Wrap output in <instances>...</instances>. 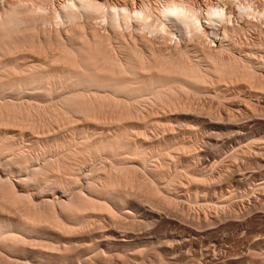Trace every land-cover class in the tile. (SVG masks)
Here are the masks:
<instances>
[{
	"label": "rangeland",
	"instance_id": "rangeland-1",
	"mask_svg": "<svg viewBox=\"0 0 264 264\" xmlns=\"http://www.w3.org/2000/svg\"><path fill=\"white\" fill-rule=\"evenodd\" d=\"M19 1L20 2L22 1L21 2L22 4L25 3L28 6V8L31 7V9L33 8V10L38 11L40 13H51L53 11H58L63 7V4L64 5L68 4V1L70 3V0H0V20H3L4 17L7 15L5 13H9V9L11 7H14V5H17V3H20ZM101 1L103 3H106L107 7L111 4H115L118 7L120 6V8L122 6L123 7L125 6L128 9L132 10V9L139 8L140 4L142 5L143 1H145V0H101ZM149 1H151V4L154 5V8L159 7L158 6L159 3L157 5L155 0L154 1L149 0ZM189 2H190V4L192 3L193 4L192 6L196 7L197 11L200 12V13L199 12L198 13H199V16L201 17V22L203 23V25H205V23L207 22L205 15H206V9L209 6H211L213 4H214V6L215 5L217 6V4H219V6L228 7V9L227 8H225V9H227L228 13L231 12L232 14H231L230 19H227L229 23L226 20L227 24H225V22L222 23L221 28L228 25L226 27L227 28L229 27V33H227V35L223 37L222 29H221V31H219V34H221L218 36L219 38L216 37L213 39V37L209 36L210 35V32H209V35H208L209 38H208V36H207V38L205 36L203 37V40L205 39V41H206V42L203 41L205 45L202 44L201 41H200L201 43L199 41L198 42L200 45H202L201 47L203 49L204 48L206 49V52L204 50L205 53H209L210 55H213V57L216 60H218L219 62H221V60H224V59H225L224 61H227L229 59V57H231L230 60H232L233 59L232 57H234V59L236 60L238 65L240 64L238 59H241L242 62L241 61L240 62L243 64L248 63V64H245L247 66L240 64L239 65V66H241L240 69H242L243 66L248 67V65H249V67H251L253 69H251L249 67L247 69H249L250 72H252V71H254V72L252 74L249 73L250 75L248 76L247 74L249 71L244 75L243 74V73H245L244 71H241V70L238 71L237 69H239V68L236 69V67H234L235 71H237V73L234 71L235 73L230 72L229 74H223V75L221 74L220 78L218 76H215L216 74L210 75V77L208 78L209 80L207 79V80H205L206 82L202 83L201 87L203 88V90H202L203 93L201 92L200 94H204L203 96L202 95L200 96V94H198L197 96H195L196 94H193V95L191 94V95H189V96H191L190 98H189V96H183V98L181 97L182 99L180 98V102H179L180 104L182 103L181 104V106H182L181 111L180 112L174 111V114H172V113L170 114V111H168V112H166L168 114V116L165 113H162L163 116L166 115L167 117H163L162 114H161L162 117L161 116L158 117L161 122L159 121L160 123L157 122V123H159V125L155 124L153 126L155 128V130L153 127L150 126L151 131H149L150 129H148L147 134L150 135L152 132H154V133H152L151 136H147V139H146V136H145V138H143L144 137L143 134L142 135H135L136 137L131 136V138L132 137L135 139L138 138V142H137V140L136 141L133 140V143L136 142V144H133L134 148L137 149V147H135V146L138 145V143H140L139 145H143L142 144L143 142L145 144V147L149 146L148 149L152 148L151 150H149V151H151L150 153L152 155H150V153H149V155L147 156V154L149 152V151H147L148 149L144 148L143 147L144 145L141 147L138 145L141 149L142 148L144 149L143 150L144 153H145V151L147 153V154L145 153V156H146L145 158L147 160V161L145 160L146 163L141 162V161L139 162L137 160H136L137 162L126 160V161H129V163H131V164H129L128 162L124 163L123 161H121L122 163L119 162L118 164H120V165H118L117 164L118 161H115L114 157L107 154L106 156L104 155V157H102L101 159L96 160L95 162L93 161L92 162L93 164L91 163V165H93V166L85 165L83 167L84 168L83 173H85V172L86 173L83 174L84 176L83 175L79 176L81 179L79 178L80 183H79V186L76 187L75 193L73 192L71 194L70 192H68L67 193L68 196H65L66 194L62 191L61 192L62 196L60 195V193H56L57 195L60 196V197L58 196L59 198L57 197V195L55 193L50 197H43L42 196L40 198L39 197L37 198L36 194H38L40 191L38 189H36L35 187H32V186L27 187L29 184H26L27 186L24 185L23 189H25V191L28 190L29 192L28 191L25 192L24 190H22L20 187L17 186L16 182L19 180V177H21V179H26V180L30 179L31 180L32 176H34V174H35V170L36 171L43 170L42 168L46 169V167H44V165H45V162L47 163V160H48L47 156H48V158L51 157L49 159H52V163H53V159L56 160V161H54L56 164L61 158L65 157L67 159L68 157L70 158V155H72V156L75 155L76 154L75 151L78 150L77 149V145H78L77 143H80V140H83V138H85V139L88 138L89 139L88 142H90V144H91L92 141H93L92 143H94V141L96 143L95 139L99 138L101 136L102 137H105L106 135L111 136V137L115 136L114 130L116 129V127H115L114 123H116L117 120L115 122H114V120L116 118L120 117L121 115H118V114H122L124 112V110L121 108L123 111L122 112L120 108L118 109V107H115L113 105H110L111 107L107 106L108 104L107 105L103 104V102H101V101H98L99 103L98 102L96 103L95 101L92 102L89 100H81V102L85 106L80 102L81 105H83L84 107L87 106L86 107L87 111L83 107L82 113H80V112L71 113L70 107H69V105H67L68 103L66 104L65 102H63V104H64L63 105L61 102L62 101L61 98H59V96H57L58 94H56L57 92L56 93L52 92L51 93L52 95L45 94V96L47 95L45 98V96L39 92L41 90H39V91L37 90L39 92V93H37V92H34V90L31 91V90L26 89V91L24 90L21 92L22 94H16V93L14 94V91L11 90V92L8 91V92L4 93L6 97L3 96V94L1 95V97H0V140H2V141H0V145L2 146L3 143L6 145L9 144L8 147L10 148L13 146V147H15V148H13V150L16 149V151L15 152L13 150H12L13 152L11 150H10L11 152L7 151L8 153L10 152L9 154L7 152L6 153L0 152L1 153V155H0V158H1L0 159V179L2 178L1 181L7 180L8 182L7 181H3V182H6V184L9 185L7 187L6 184L3 182L2 183L5 186H2V183L0 184V187L1 188L3 187V189H0L2 191V192H0V194H1L0 195L1 196L0 202L2 201V204L4 203L3 206H5V207H0V221L3 224L10 225L15 231L18 230V231H16V233H15V231L12 232L13 235L18 234L17 238L21 239V237H23V239L25 238L24 241L25 240H27V241L25 243L24 241L21 242L22 239L21 240L18 239L20 242L17 240L18 243H16L15 242L16 235H14L15 236L14 237L15 238L14 244H17V245H15V248H14L15 252L13 250L14 244H12V248L9 249L10 252H8L9 250L5 249L4 243H1L0 244V248H1L0 250H3L2 249V247H3L7 251V253L5 250L3 252L0 251V253H1L0 264H23V263L24 264H26V263L27 264H29V263L33 264V262L36 263V261L31 256L35 252L36 253L38 252V255L41 254L42 256L46 255V253H48L49 255L51 253V255H55V256L58 255V257L66 258V260L69 258L68 264H72L73 259L76 258V255L79 252L80 253L88 252V249L85 248V247H88L87 243L90 245L89 248L93 244L94 245L91 248H93L96 245H97V248L94 247L95 251H93L94 249L93 250H91V248L89 249V253L91 252L90 253L91 255L89 254L86 257L89 258V256H91L90 259L85 257L84 258L85 261H83L84 263L81 262L82 261L81 260L80 262L77 261V263H75V264H81V263L85 264V262H87L86 259H88V261L89 260L91 261V259H93L92 255L95 256L97 254L96 252L97 251L99 252V250H100L101 254L99 253L100 255L98 254V256L96 255L94 257V259L92 260L94 262H91L92 264H94V263L95 264H122V263L123 264H264V0H189ZM154 3H156V4H154ZM25 4L23 6H25ZM156 6H158V7H156ZM238 6L239 7L242 6L243 8H244V6H247L250 11L252 10V12H249V10L247 9L246 10L247 13L244 12L245 15L243 14L244 15L243 16L239 13V11H237L239 8ZM230 8H232V9H230ZM243 8H241V9H243ZM106 10H107V8H106ZM257 14H260V15H257ZM261 16H263V17H261ZM2 17H3V19H2ZM118 17H119L118 18L119 19L118 20L119 25L117 24V27L119 28V26H121L119 28L120 29L119 31L123 35H126L125 38L128 37L126 40H128L129 37H131L130 34L134 37L140 35L139 33L142 34V30H141L142 26L140 25V23H138V21H136L137 22V24H136L135 21L128 20V23L126 22L127 24L126 23L123 24L124 21H123L122 16L119 15ZM60 19L62 20V21L60 20V23L59 22L55 23L54 21H52L50 23H47V28H49V29H47L46 27L45 28L47 30H50V31L52 30V33H56V30L63 31V29L65 27L66 28L68 27L69 23H67L63 18H60ZM83 19L85 20V16H82V18H80L79 21L82 22V21H84ZM105 20H106V22H105ZM105 20L103 21L101 19L100 20L98 19V21L95 22L97 25L94 23L95 27L98 28V32L100 34H102L103 36L104 35L105 36L112 35L110 22L107 19H105ZM248 21L249 22L251 21L253 24L251 25ZM57 23H59L60 25ZM49 24H51V25H49ZM223 24H225V26ZM229 24H230V26H232L234 28L230 27ZM24 27H28L27 24ZM138 27L141 29L139 30ZM28 28H30V27H28ZM230 28H232V29H230ZM219 30H220V28H219ZM110 32H111V34H109ZM145 32H147V30ZM247 32H249V33H247ZM149 34H150V32H149ZM151 34H152V32H151ZM151 34L148 36V33H147L146 36L148 38L151 36L150 39L153 38V40H154L155 39L154 37L157 35L158 37L156 36L155 40L157 42V45L159 46L160 44L158 43V41L160 39L164 40V38H162L160 36V34L158 35V33H155V32L152 34L154 36H152ZM182 35H180V33L178 34V32H171L170 35L167 34V36L169 38L165 37L166 41H163V40L159 41L162 44L165 43V46L167 45V48L163 45H161V47L162 48L164 47L165 50L169 49L166 51H169V52L171 51L172 53L174 52L173 55L175 54L174 57L177 59L179 58L178 54L180 52H181L180 55L184 56V54L185 55H187V54L183 53V52L188 51V50H189L188 54H190L189 57L192 56V57H190L192 60L193 59L196 60L198 55H199V59H201V56L204 52L202 53L201 47H200V49H201L200 52L202 54L200 55V52H198L199 51L197 48L198 46H196L198 43H197V40H195V37H193L191 35L192 39L193 38L194 39L191 40V36H189V38H190V40H189L186 35H183V36ZM20 36H22V35L20 34ZM20 38H22V37H20ZM28 38H26L27 42L29 41L27 43L28 45H31V43L33 44V41L35 39H37V37L36 38L28 37ZM157 39H159V40H157ZM206 39H208V40H206ZM193 41H194V43L196 41V43L193 44L192 43ZM189 42H191L192 44L190 43V45H189ZM33 45L36 46V44H33ZM30 48L29 47L27 48L29 51L27 49H25L22 52L18 51L19 53L15 52V50L13 51V53L15 54L14 57H17L16 55L20 54V55H18L19 58H21L19 60V62H21V64H23V65L24 64L27 65L28 63L32 64L35 62H36V64L37 63L41 64V62H39V61L42 60V58L44 57L43 54L46 53L47 51L48 52L46 53L47 54L46 56L49 55L50 57H53L54 55H56V53H58V52H56L55 45H53V47L52 46L45 47L44 50L46 52H44V53L43 52L40 53V52L30 51ZM51 48H52V51H51ZM207 48H209V49H207ZM191 49H193V50H191ZM183 50H185V51H183ZM194 51H196V52L194 53ZM193 55H194V58H193ZM10 56H12V52H11ZM219 56L221 59L219 58ZM181 58H182V59H180L181 61L183 59H185V61H186L187 57L184 56ZM202 58H203V56H202ZM23 60H24V62H23ZM162 61H160V64L162 63ZM170 61H171L170 63L173 64L172 60H170ZM173 61L177 62L176 59ZM26 62H27V64H26ZM178 62H180V61H178ZM206 62H207V60H204L202 65H203V67L208 68L209 62H207L208 64ZM156 65L159 66V64H156ZM165 65L167 66L168 64H165ZM165 65H163V68L166 67ZM160 67H162V66L160 65ZM160 67L158 69L162 70L163 68H160ZM173 67H174V65L171 66L170 68H173ZM43 68L45 71L48 70V69H46L47 68L46 66H43L41 70H43ZM175 69L176 68L174 67L173 70H175ZM154 70H156V69H154ZM164 70L166 73H168L167 67ZM173 70H171V71H173ZM171 71H169V72H171ZM178 71H179V69H178ZM222 76H225L226 78L225 77L223 78ZM4 80L0 81V83H2V82L7 83L9 81V80L4 81ZM249 81H250V83H249ZM26 92H27V94H26ZM30 92H32L31 95H29ZM33 93H36V94H33ZM43 93H44V91H43ZM45 93H46V91H45ZM25 94H26V96H25ZM20 95H24V96H20ZM42 96H43V98H42ZM2 97L4 99H2ZM11 97H12V99H11ZM57 98L60 99L61 101L60 100L58 101ZM178 100L179 99H177V102H178ZM100 103L102 104V106L104 105L106 107L105 108L103 106L105 110L103 108H100V105H101ZM19 105H21V106L19 107ZM22 105L25 106L26 108L25 107L22 108ZM55 105H58V107ZM34 106L38 107V108L35 107L37 110L40 109V111L38 110L40 113L36 112V114L38 113V115H36L34 112H32L31 111L32 109L30 110V107H34ZM49 106H52V107H49ZM148 106H151V107H148ZM148 106H146V105L143 106V107H148V110L145 108L146 111L143 110L141 112V113L145 112L143 115L141 113H139L140 110L138 112H135L134 115L136 117L133 116L134 112L132 114H128V112L125 111L123 114L126 116H131V117L133 116L135 118L134 120L136 123H137L136 120H138L136 118L140 117V116L145 117V114L148 118L155 117V115H156L155 118L158 119L157 118L158 115L151 111L153 106L149 105V104H148ZM39 107H41V108H39ZM54 107L58 108V112L64 110L63 111L64 113L61 112V114H59L57 112V109H55ZM183 107H184V109H183ZM113 108H117V109H113ZM29 110H30L31 114H30ZM147 111H150V113L148 112L150 115L147 114ZM21 112L23 113L22 115H21ZM28 113H29V115H28ZM56 113H58V114L55 115ZM84 113H86L87 116ZM137 113H139V114H137ZM179 113H181L182 115H180ZM43 114H45V115H43ZM77 114H80V115H77ZM137 115H139V116H137ZM66 116H67V118L64 119ZM70 116L71 117L73 116V117L71 118ZM96 116L100 119V120H97V122L101 123L102 125H105L106 127L108 126L107 129L104 126L105 127L104 130H102V129L94 130V126H93L94 123H93V125L90 124V120H88V118L90 117L91 119L93 118V120H94L96 118ZM55 117L57 118L56 122H55ZM69 117H70V119L67 121V119ZM140 118H142V117H140ZM93 120H91V122H94ZM162 120H166V122H164ZM162 122H164L166 124H163ZM167 122H169V124ZM47 123H49V124H47ZM70 123H71L72 127L70 126ZM76 123H79V124H76ZM103 123H105V124H103ZM171 123H172V125H171ZM101 124H100V126L102 127ZM112 124L114 126H112ZM167 124L169 127H166ZM170 125H171V127H170ZM67 126H68V128H67ZM88 126H90V127H88ZM157 126H161V128H162V126L163 127L165 126L166 131H168L167 130L168 128L170 131V129L173 127V129H171L172 131L174 129H176L173 131L175 138H174L173 134L167 133V135H164L162 132L165 131L164 130L165 128L160 129ZM109 127H110V129H109ZM113 127H115L114 130H112ZM152 128H153V131H152ZM158 128L162 131H159ZM177 128H178V130H177ZM79 129H81V130L79 131ZM82 129H84V131ZM77 130H78V132H77ZM135 130H134V132H135ZM85 131H86V133H85ZM115 131L117 132V130H115ZM172 131H170V132H172ZM176 131H178V132L180 131V132L177 133ZM74 132H75V134H74ZM80 132L82 134H80ZM107 132H108V134H107ZM164 133H166V132H164ZM154 134H155V137L153 136ZM72 135H74V136H72ZM116 135H117V133H116ZM133 135H134V133H133ZM163 135H164V138L162 137ZM97 136H99V137H97ZM140 136H142V138ZM169 136H170V138H169ZM79 137H81V138H79ZM139 138H141V139L139 140ZM149 138H150V141L152 140V143H150L149 141L145 142L146 140H149ZM153 138H155L157 141H155ZM165 138L167 140V144H165V149H164L162 147L164 145H162V144L166 143V141H164ZM173 139H175L176 143L177 142L178 143L176 144L175 140H174V143H175V145H174ZM56 140H59V142ZM160 140H162V141H160ZM49 141H51V142L56 141V142H58L57 144H59V145H61V143L64 141L66 143H62V144H67L68 142L70 144H72V142L73 143L75 142L74 145L69 144L68 147H71V148H65L66 149L65 151H64V149H62V151H64V152L67 151L68 154L71 153V152H69L70 151L69 149H71V151H73L75 154L71 153L70 155H63V154H66L67 152L64 153L61 151V149L54 151L55 148L50 149V150L53 149V151H52L53 153H51V151L48 150V152L50 153L49 154V153L45 152L47 150L46 145L49 146V144L51 143V142L49 143ZM60 141H61V143H60ZM169 141L171 143H169ZM181 141H182V143H181ZM46 142H47V144H46ZM56 142L51 143V144L53 146H57L55 144ZM160 142H162V143H160ZM168 146H170V148L172 146H174V147H172L170 150L168 148ZM175 146H176V148H180L181 151L179 149L177 150L175 148ZM182 146H184V147H182ZM8 147H6V148H8ZM73 148L75 151L73 150ZM157 148H158V150L161 149V152L163 150H166V148H168V150L162 152V154L165 152V154H164L165 156L161 155L159 153L160 151L157 152V150H156ZM162 148H163V150H162ZM44 149H46V150L44 151ZM17 150H19V151H17ZM112 150L113 149H109L106 153H109ZM154 150H156V151H154ZM169 150L172 152V154ZM57 152H60L59 156L61 158H59L58 155L54 154ZM155 152L160 154L161 157L159 155H156ZM3 153H5V155ZM15 153L17 156L19 155L20 158H19V156L17 157L15 155ZM41 153H43V154H41ZM168 153H170L171 155ZM44 154H46L47 156H45ZM57 154H59V153H57ZM111 154H113V151L111 152ZM2 155H4V156L1 157ZM54 155H55V158L58 157L59 159L58 160H57V158L55 159L53 157ZM123 155L127 157L128 154H123ZM123 155L121 154L120 158H123L124 157ZM157 156L162 158V159L158 158ZM14 157L16 159H14ZM172 157H175V158H172ZM23 158H25V159L23 160ZM43 158H45V161ZM167 158H168V160H167ZM7 159L9 160V162L10 161H13V162L12 163L10 162L11 163L10 164ZM116 160H118V159H116ZM48 161H50V160H48ZM3 162H5V163L7 162L6 163L7 169L5 167V163H3ZM20 162L23 166L20 164ZM24 163H25V166H24ZM52 163H50V164H52ZM113 163H115V164H113ZM144 163H145L146 167L144 166ZM2 164H4V165H2ZM88 164H90V162ZM151 164H153V166ZM1 165H2V167H1ZM47 165H45V166H47ZM155 165H157L158 167ZM19 166L22 169H23V167L24 168L26 167V169H24L25 172L23 170H21V168ZM53 166H54V164L51 166V168H50L51 170L48 172H51V176H54L53 179L54 178L55 179L60 178V175L62 176L63 172H61V171L55 172L54 171L55 168ZM57 166H58V164H57ZM118 166H120V168ZM127 166L132 167V169H129L130 174H128L129 170L126 168ZM85 167L87 168V170H85L86 169ZM122 167H124V168H122ZM131 167H128V168H131ZM133 167H134V169H133ZM11 168H12V170H11ZM95 168L99 169L100 171L96 170V172L97 171L98 172L97 173L94 172ZM113 168H114V170H116V168L117 169L119 168V170H117L118 171L117 174H119V175L116 174V172L113 170ZM125 168H126V171L128 170L127 173L124 170ZM32 169H34V170H32ZM56 169H57V167H56ZM57 170H59V168ZM132 170H134V171H132ZM21 171H23V173L20 174ZM31 171H32V174H31ZM122 171L123 172L125 171V173L127 175L124 174ZM4 172H7V173L5 174ZM106 172H107V174H106ZM113 172L115 173V175ZM133 172H134V174H133ZM159 173H160V175H159ZM121 174H122V176L120 178L119 176ZM234 175H235V177H234ZM38 176L39 175L35 174V179L38 180L40 178V177L38 178ZM96 176H97V178H95ZM99 176H100V179L102 176H103L102 178L106 177L105 179L108 180L107 182H111L113 184H116L115 186H117L119 189L117 187H115L116 188L115 189V192H116L115 195L116 196L112 200L110 199L111 201L109 199H108L109 201H106V200L102 201V202L105 201L104 205H107L108 208L102 204V208L104 206L105 208H103V210L104 209L105 210L104 211L103 210L98 211V212H100L99 219L96 218L94 220V218L91 219L89 217L91 219V221H90V219L86 215L80 214L82 216H86V218L89 220V222H88V220L85 219V221L83 222L81 227L84 226L86 228L82 229L78 225L81 222L76 224L77 221H75V220L78 216L77 214L66 215L62 211H60L61 209L59 207H60V203L62 202L61 199H63V201L66 200V202L67 201L69 202L72 200V198L70 200L71 196L75 198L79 195L78 194L76 196L77 192L80 193V195H82V193L85 192L82 195L83 197H86V198L91 197L90 194L87 192L88 191L87 181L90 177L94 178V180L96 179V182H97L99 188L105 189V187H104L106 185L105 184L106 182L104 181L105 179H103V181L100 180V182H99V181H97V180H99L98 179ZM115 176L117 177V179H119L120 182L122 181L123 186H120L121 185L120 182H119L120 184H118V181L115 180V178H116ZM23 177H25V178H23ZM85 177H87V178H85ZM232 177H234L235 180ZM240 178L242 181L237 182L236 179H240ZM40 179H42V178H40ZM50 179H52V178H50ZM123 179H126V180H123ZM33 180H34V178H33ZM128 181H130V182L128 183ZM30 182H32V180ZM39 182H37V183H39ZM150 182H152V184ZM101 183L103 185L104 184L105 185L103 186V185H101ZM147 183H148V185H147ZM10 184L13 186H11ZM198 184H200L201 187ZM100 185H101V187H100ZM25 186H26V188H25ZM9 187L10 188L15 187L16 190H14L15 188L14 189L11 188L12 190L9 192V189H8ZM122 187H124V188H122ZM142 187H143V189H142ZM4 188H6V189H4ZM77 188L79 189L80 192L77 191L78 190ZM13 190H14V192L15 191H17V192H15V194H14V193H12ZM123 190H124V193H123ZM131 192L133 193V195L131 194ZM120 193L122 195H120ZM8 194H10V195L12 194L11 197ZM69 194H71V196ZM13 195H15V196L18 195V196L22 197L23 199L22 198L21 199L24 201V203H25V199H26L27 204H28V201H31L33 199L32 200L33 204L35 201H36L35 204L36 203L40 204V203H42L41 201L43 200V203H42V205H43L44 202L46 201V198H47L48 203H50V205L48 206L47 201L45 202V204L48 207H52V205L59 204V206L55 205L54 207H52V208H56V210H57L56 211V213H57L56 218L59 220L54 221L56 224H54L53 221H51V222L50 221L49 222L48 221H46V222L40 221L42 224L41 223L39 224V222L38 223L36 222L35 223L36 225H34V224H32L34 222L33 220H32L33 222L30 223L29 221H31V220H28V219L26 220V218L29 217L30 215L27 217H26V215H24L26 209L29 211L28 208H30V207H28V208H27V206L23 207L24 203H23V201H20L21 200L20 199L19 202L23 203V206H22L23 208L22 207L21 208H22V210L23 209L25 210V211L23 210V212H22L21 208L19 209L18 206L16 207L13 205V203L9 202L10 199L13 197ZM28 195L29 196L31 195V197L33 196L32 199H31V197H28ZM54 195H55V197H53ZM25 196L27 198L24 199ZM67 197H69V198H67ZM156 197H157V199H156ZM5 198H8L9 201H7V199H5ZM13 198H15V197H13ZM4 199L7 201V203H6V201H4ZM27 199H29V200H27ZM50 200H51V202H49ZM53 200L55 201V204H54ZM56 201H59L60 203H58ZM122 201H124V202H122ZM52 202H53V204H52ZM120 202H122V204ZM22 203L19 205H22ZM37 204H36V206H38ZM44 205L41 208L39 207V209H42V208L45 209ZM6 206H7V208H6ZM14 207H16V208H14ZM39 209H38V207L36 208V210H38V211H39ZM49 209L51 210V208H48V209L46 208V210H44L43 212L46 213L47 210H49ZM42 210H41V213H42ZM32 211L30 214H32ZM38 211H37V213H38ZM53 211H54V209H53ZM121 211H123V212H121ZM51 212H52V210H51ZM126 212H128V213L126 214ZM41 213H39V214H41ZM53 213L55 214V212H53ZM53 213H48L45 216L49 217V214H51L50 216H52ZM124 213L127 216L124 215ZM130 213L132 214V217H131ZM153 213L156 215H153ZM28 214L29 213H27V215ZM42 215H44V214H42ZM65 216H67V217H65ZM159 216H161V217H159ZM52 217L55 218V216H52ZM29 219H31V218H29ZM61 223H62V225H61ZM75 226L77 227V229ZM78 226H79L80 230H78ZM26 227H31V228L34 227L32 229L38 230L35 233L36 235L32 236L33 238L28 236V234H30V233H29V229H27ZM63 227H65L66 230H64L65 228H63ZM21 228H25L26 231L28 232V234L25 231L27 235H25V232H23V235H22L21 232H19V230H21ZM31 228H30V230H31ZM112 231L115 232V234L117 233L116 235L119 234L118 236L122 235V237L120 236L122 239L124 238V240L126 239L127 241L130 240L129 242H131L132 245L134 244L132 246V248L134 249V254H133V249L130 251L129 250L127 251V249H125V250L123 249V251H122V249H120L119 247H117L115 245H113V246L110 245L109 247H107L108 245L103 240V238H106V237H104V234L106 236L108 233H110ZM81 234H82V236H81ZM87 234H89L91 237L89 235L87 236ZM20 235H22V236H20ZM123 235H124V237H123ZM126 235H127V237H126ZM27 236H28V239H27ZM137 236H139L141 238V240H152L154 243H152V245L151 244H145V243L139 244V242H137V239H139V237H137ZM68 237H70V238H68ZM144 237H146L147 239ZM78 238H81V239H78ZM68 239H72L73 242H71V240H68ZM83 239H85V240H83ZM67 240L70 241V244L72 246L71 248L73 250L77 249V254H76V251H73L72 249L70 250V252L66 250L67 249L66 246L67 245L70 246L69 243L64 242ZM76 240L78 241V243L76 242ZM98 240H101V242L99 241V244H102V245L97 244ZM82 241L85 242L86 245H85V243H82ZM74 242L76 244H78V246H81V244H83L82 245V247L84 246L83 249L79 250L80 247H75L76 245L73 246ZM5 244H6V242H5ZM135 244H138V245H135ZM164 245L165 246L169 245L170 247L169 246L168 247L171 250L168 251V249H163L165 247ZM63 246H65V247H63ZM85 249H86V251H85ZM96 249H98V250L96 251ZM24 250L27 252H25ZM141 250H142V252H141ZM12 251L14 252V254L12 253ZM22 251H24L25 253H23ZM31 252H32V254H30ZM42 252H44V255ZM93 252H95V253H93ZM126 252H127V254H126ZM128 252L130 254H128ZM131 253L133 256L131 255ZM3 254L7 255L9 258H7V256L5 257ZM1 256H3V257H1ZM260 256L262 257V259H260L261 258ZM74 260H76V259H74ZM8 261H9V263H8Z\"/></svg>",
	"mask_w": 264,
	"mask_h": 264
},
{
	"label": "bare ground",
	"instance_id": "bare-ground-1",
	"mask_svg": "<svg viewBox=\"0 0 264 264\" xmlns=\"http://www.w3.org/2000/svg\"><path fill=\"white\" fill-rule=\"evenodd\" d=\"M147 0H145V1H143V3H142V5L140 4V7L139 8H137V9H128L127 7H121L120 8V6L118 7L117 5H115V4H111V5H109L108 7H107V4L106 3H103L101 0H70V3H69V1H68V4H66V5H64L63 4V7L60 9V10H58V11H53V12H51V13H40V12H38V11H35V10H33V8L31 9V7H29L28 8V6L25 4V3H21L20 1V3H17V5H14V7H11L10 9H9V13H5V14H7L5 17H4V19H3V17H2V19L3 20H0V81H3L4 79L5 80H9L7 83H0V97H1V95L3 94V96H5V94L4 93H6V92H8V91H10L11 92V90H13L14 91V94L16 93V94H22L21 92L22 91H26V89H28V90H34V92H37V93H41L42 95H44L45 96V94H49V95H52L51 93L52 92H57L56 94H58L57 96H59V98H61V100L60 99H58V101L60 100L61 102H62V104H63V102H65L67 105H69V107H70V111H71V113H77V112H80V113H82V108L85 106L82 102H81V100H89V101H95L96 103L98 102V101H101V102H103V104H108L107 106H110V105H113V106H115V107H118V109L120 108H122L123 110H124V112L125 111H127L128 112V114H132L133 112V116H135L134 114H135V112H138L139 110H140V112L139 113H141L143 110L144 111H146V109L148 110V107H151V106H148V104L149 105H152L153 106V108L151 109V111L152 112H154V113H156L158 116H157V118L159 117V116H161V114L162 113H165L167 116H168V114L166 113V112H168V111H170V114L172 113V114H174V111H178V112H180L181 111V109H182V106H181V104L179 103L180 102V98L182 97L183 98V96H189V95H193V94H196L195 96H197L198 94H200L201 92H202V90H203V88L201 87L202 86V83L203 82H206L205 80H207L209 77H210V75H215V76H218L219 78H220V76H221V74L223 75V74H229L230 72L232 73H237V71H235V68L234 67H236V69L237 68H239V69H237L238 71H244L245 73H243L244 75L249 71V69H247L248 67H249V65H248V67H245V66H247V65H245V64H248V63H245V64H243V63H241L242 61H241V59H238L239 60V63L242 65H245V66H243L242 67V69H240V67L241 66H239L238 65V63L236 62V60L234 59V57H232L233 59V61L232 60H230L231 59V57H229V61L227 60V61H224V60H221V62H219L218 60H216L214 57H213V55H210L209 53H205L206 52V49L204 48H202L201 46L202 45H200L199 44V42L201 41L202 42V44H204V42L203 41H205V39L203 40V37L205 36L206 38H207V36L209 35V32H210V35L209 36H211V37H213V39L214 38H219L218 36L219 35H221V34H219V31H221V29H222V35H223V37L224 36H226L227 35V33H229V27L227 28L226 26H228V25H226L225 26V24H227L226 23V20L227 19H230V17H231V12H227V9H228V7H224V6H219V4H217V6L215 5L214 6V4L213 5H211V6H209L207 9H206V20H207V22L205 23V25H203V23L201 22V17L199 16V11H197V8L196 7H193L192 5V3L190 4V2H189V0H155V2L157 3V5H158V3H159V7L158 6H156V7H158V8H154V5H152L151 4V1H147ZM154 1V0H153ZM156 3H154V4H156ZM214 3V2H213ZM240 3V2H239ZM25 4V6H23ZM224 5V4H223ZM244 5V4H243ZM242 5V6H243ZM246 5V4H245ZM31 6V5H30ZM236 6V5H235ZM240 6V5H239ZM238 6V7H239ZM239 7L238 8V10L237 11H239V13L241 14V15H245V13L244 12H246V10L248 9V7L247 6H244V8L243 7ZM247 7V8H246ZM106 8H107V10H106ZM133 8V7H132ZM196 8V9H195ZM225 8H227V9H225ZM241 8H243V9H241ZM230 9H232V8H230ZM229 9V10H230ZM256 9V8H255ZM38 10V9H37ZM54 10V9H53ZM249 10V9H248ZM232 11V10H231ZM38 12V13H37ZM45 12V11H44ZM47 12V11H46ZM199 12V13H198ZM205 12V11H204ZM249 12H252V10L250 11L249 10ZM217 13H222V15H217ZM247 13V12H246ZM202 14V13H201ZM249 14V13H248ZM253 14V13H252ZM119 15H121L122 16V18H123V21H124V23L123 24H125L126 22L128 23V20H133V21H138V23H140V25L142 26V29L141 28H139V30L141 29L142 30V34L141 33H139L140 35H138V36H136V37H134V36H132L131 34H130V36L131 37H129V39L128 40H126L127 38H125L126 37V35H123L122 33H120V27L121 26H119V28L117 27V24L119 23ZM243 15V16H244ZM256 15V14H255ZM257 15H260V14H257ZM82 16H85V20L84 21H79L80 20V18H82ZM203 16V15H202ZM239 16V15H238ZM261 17H263V16H261ZM60 18H63L67 23H69V25H68V27L66 28H64L63 29V31H59V30H56V33H52V30L50 31V30H47V29H49V28H47V23H50V22H52V21H54L55 23L56 22H59L60 23ZM98 19L100 20H105V19H107L109 22H110V27H111V30H112V35H109V34H111V32L108 34L109 36H103L102 34H100L99 32H98V28H96L95 27V22L96 21H98ZM204 19V18H203ZM59 20V21H58ZM205 20V19H204ZM205 20V21H206ZM224 20V21H223ZM251 20V19H250ZM62 21V20H61ZM204 21V22H205ZM223 21V22H222ZM230 21V20H229ZM105 22H106V20H105ZM225 22V24H223L225 27H223V28H221V24L222 23H224ZM227 22H228V20H227ZM249 22V21H248ZM247 22V23H248ZM59 23H57V24H59ZM95 23V24H94ZM126 23V24H127ZM229 23V22H228ZM251 25L253 24L251 21L249 22ZM248 23V24H249ZM25 24V25H24ZM26 24H27V26L28 27H30V28H28V27H24V26H26ZM136 24H137V22H136ZM233 24V23H232ZM231 24V25H232ZM24 25V26H23ZM49 25H51V24H49ZM60 25V24H59ZM67 25V24H66ZM97 25V24H96ZM102 25V24H101ZM106 25V24H105ZM119 25V24H118ZM247 25V24H246ZM54 26V25H53ZM128 26V25H127ZM140 26V27H141ZM229 26H230V24H229ZM47 29H46V28ZM126 27V26H125ZM124 27V28H125ZM129 27V26H128ZM230 27H232V26H230ZM250 27V26H249ZM248 27V28H249ZM254 27V26H253ZM219 28H220V30H219ZM232 28H234V27H232ZM232 28H230V29H232ZM101 29V28H100ZM237 29V28H236ZM235 29V30H236ZM260 29V28H259ZM62 30V29H61ZM125 30V29H124ZM144 30V31H143ZM147 30V32H145ZM234 30V29H233ZM107 31V30H106ZM130 31V30H129ZM150 32V34H151V32H152V34L155 32V33H158V35L160 34V36L162 37V38H164V40L163 39H157V40H159V41H161V40H163V41H166L165 40V37L166 38H169L168 36H167V34L168 35H170L171 34V32H178V34L180 33V35H186L187 37H188V39L190 40V38H189V36H193V37H195V40H197V43L199 44H197L196 46H198L197 48H198V52H200L201 51V49H200V47L202 48V53L204 52V50H205V52L202 54L201 52H200V55L202 54V56H203V58H202V56H201V59H199V55H198V57L196 58V60H192L190 57H192V56H190L189 57V55L190 54H188V51H185V50H183V51H185V52H183V53H186L187 55H185L184 54V56L185 57H187L186 58V61H185V59H183L182 61L180 60V59H182L181 57H184V56H181L180 54H181V52L178 54L179 55V60L177 59V58H175L174 57V55H173V53L171 52H169V51H166V50H169V49H164V47L162 48L161 47V45H163V46H165V43L164 44H162L161 42H159L158 41V43L160 44L159 46L157 45V42H156V36L154 37L155 39L153 40V38L152 39H150V37L148 38L147 36H146V34L148 33V36L150 35L149 34V32ZM231 31V30H230ZM127 32V31H126ZM131 32V31H130ZM141 32V31H140ZM252 32V31H251ZM144 33V34H143ZM146 33V34H145ZM243 33V32H242ZM247 33H249V32H247ZM260 33V32H259ZM20 34L22 35V36H20ZM136 34V33H135ZM134 34V35H135ZM138 34V33H137ZM151 34V35H152ZM240 34V33H239ZM238 34V35H239ZM182 35V36H183ZM152 36H154V35H152ZM173 36V35H172ZM185 36V37H186ZM192 36H191V40H193L192 39ZM209 36H208V38H209ZM20 37H22V38H20ZM28 37H34V38H36L37 37V39H35L34 41H33V44H36V46H34L32 43H31V45H28L27 43L29 42H27V39L26 38H28ZM158 37V36H157ZM186 37V38H187ZM221 37V36H220ZM175 38V37H174ZM29 39V38H28ZM235 39V38H234ZM168 40V39H167ZM170 40V39H169ZM177 40V39H176ZM206 40H208V39H206ZM32 41V40H31ZM30 41V42H31ZM199 41V42H198ZM223 41V40H222ZM36 42V43H35ZM38 42V43H37ZM176 42V41H175ZM200 42V43H201ZM206 42V41H205ZM190 43L191 42H189V45H190ZM193 44H195L196 43V41H195V43H194V41L192 42ZM191 43V44H192ZM168 44V43H167ZM173 44V43H172ZM179 44V43H178ZM245 44V43H244ZM248 44V43H247ZM53 45H55V47H56V52H58V53H56V55H54L53 57H50L49 55L48 56H46L47 54V52L44 50L45 49V47H48V46H52L53 47ZM170 45V44H169ZM205 45V44H204ZM32 46V47H31ZM223 46V45H222ZM231 46V45H230ZM30 48V51H34V52H40V53H44V52H46V53H44L43 55H44V57L42 58V60H40L39 62H41V64H39V63H37L36 64V62L35 63H32V64H27V62H26V64L27 65H23V64H21V62H19V60L21 59V58H19V56L18 55H20V54H17L16 56L17 57H14L15 56V54L13 53V51L15 50V52H18V51H20V52H22L23 50H25V49H27V48ZM166 48H167V45L165 46ZM169 47V46H168ZM190 47V46H189ZM209 47V46H208ZM177 48V47H176ZM195 48V47H194ZM49 49V48H48ZM54 49V48H53ZM207 49H209V48H207ZM239 49V48H238ZM262 49V48H261ZM28 50V49H27ZM47 50V49H46ZM55 50V49H54ZM191 50H193V49H191ZM29 51V50H28ZM51 51H52V48H51ZM211 51V50H210ZM11 52H12V56H10L11 55ZM196 51H194V53H195ZM212 52V51H211ZM19 53V52H18ZM26 53V52H25ZM193 53V54H194ZM14 54V55H13ZM38 54V53H37ZM52 54V53H51ZM173 56H172V55ZM192 54V53H191ZM183 55V54H182ZM215 55V54H214ZM40 56V55H39ZM189 57V58H188ZM193 58H194V55H193ZM219 58H220V56H219ZM237 58V57H236ZM241 58V57H240ZM243 58V57H242ZM23 59V58H22ZM41 59V58H40ZM177 60V62L175 61H173V60ZM221 59V58H220ZM245 59V58H244ZM251 59V58H250ZM163 60V61H162ZM169 60V61H168ZM170 60H172V62H173V64L172 63H170L171 61ZM204 60H207V62H209V67L207 68V67H203V62H204ZM237 60V61H238ZM22 61V60H21ZM31 61V60H30ZM160 61H162V63L160 64ZM168 61V62H167ZM178 61H180V62H178ZM224 61V62H223ZM241 61V62H240ZM23 62H24V60H23ZM32 62V61H31ZM206 62V63H207ZM252 62V61H251ZM156 64H159V66L158 65H156ZM165 64H168L167 66L165 65ZM172 64V65H171ZM208 64V63H207ZM251 64V63H250ZM160 65L162 66V67H160ZM163 65H165L166 67H167V69H168V73H166L165 72V70L164 69H166V67L165 68H163ZM173 66L174 65V67L176 68L175 70H173L174 69V67L173 68H170L171 66ZM238 65V66H237ZM43 66H46L47 68L46 69H48V70H44V68H43V70H41L42 69V67ZM205 66V65H204ZM251 66V65H250ZM253 66V65H252ZM163 68L162 70L161 69H158V68ZM169 67V68H168ZM249 68H251V67H249ZM154 69H156V70H154ZM170 69V70H169ZM178 69H179V71H178ZM251 69H253V68H251ZM154 70V71H153ZM171 70H173V71H171ZM230 70V71H229ZM167 71V70H166ZM169 71H171V72H169ZM176 71V72H175ZM235 71V72H234ZM252 71V70H251ZM153 72V73H152ZM254 71H252V72H248V76L250 75L249 73H253ZM240 73V72H239ZM238 73V74H239ZM218 74V75H217ZM242 74V75H243ZM237 75V74H236ZM241 75V76H242ZM243 75V76H244ZM247 76V77H248ZM223 78L225 77V76H222ZM218 78V79H219ZM226 78V77H225ZM234 78V77H233ZM240 78V77H239ZM254 78V77H253ZM213 79V78H212ZM230 79V78H229ZM244 79V78H243ZM248 79V78H247ZM246 79V80H247ZM4 80V81H5ZM209 80V79H208ZM231 80V79H230ZM212 81V80H211ZM262 82V81H261ZM249 83H250V81H249ZM204 87V86H203ZM215 87V86H214ZM234 87V86H233ZM211 89V88H210ZM248 89V88H247ZM252 89V88H251ZM39 90H41V91H38ZM12 91V92H13ZM43 91H44V93H43ZM45 91H46V93H45ZM9 92V93H10ZM31 93L32 92H30V94L29 95H31ZM203 93V92H202ZM26 94H27V92H26ZM26 94H25V96H26ZM33 94H36V93H33ZM32 94V95H33ZM55 94V95H56ZM211 94V93H210ZM229 94V93H228ZM203 96L204 94H200V96ZM17 96V95H16ZM20 96H24V95H20ZM19 96V97H20ZM47 96V95H46ZM46 96H45V98H46ZM220 96V95H219ZM226 96V95H225ZM6 97V96H5ZM18 97V98H19ZM30 97V96H29ZM34 97V96H33ZM191 96H189V98H190ZM206 97V96H205ZM14 98V97H13ZM32 98V97H31ZM42 98H43V96H42ZM181 98V99H182ZM2 99H4L3 97H2ZM11 99H12V97H11ZM35 99V98H34ZM177 99H179L178 100V102H177ZM17 100V99H16ZM38 100V99H37ZM18 101V100H17ZM194 101V100H193ZM199 101V100H198ZM32 102V101H31ZM84 105H81V103ZM14 103V102H13ZM20 103V102H19ZM45 103V102H44ZM99 103V102H98ZM251 103V102H250ZM58 104V103H57ZM65 104V105H66ZM101 104V103H100ZM29 105V104H28ZM35 105V104H34ZM43 105V104H42ZM64 105V104H63ZM82 107H81V106ZM148 106V107H143V106ZM246 105V104H245ZM5 106V105H4ZM21 105H19V107H20ZM55 106H57L58 107V105H55ZM102 104L100 105V108H103L104 109V107L102 106ZM16 107V106H15ZM23 107H25V106H23L22 105V108ZM28 107V106H27ZM36 106H34V107H30V110L32 111V112H34L35 114H36V112H39L40 111V109H36V108H38V107H36ZM49 107H52V106H49ZM48 107V108H49ZM67 107V106H66ZM87 107V106H86ZM86 107H84L85 109H86V111H87V108ZM111 107V106H110ZM21 108V109H22ZM26 108V107H25ZM39 108H41V107H39ZM55 109H57V112H58V108H56V107H54ZM106 108V107H105ZM146 108V109H145ZM28 109V108H27ZM60 109V108H59ZM69 109V108H68ZM67 109V110H68ZM113 109H117V108H113ZM122 109H121V111H122ZM183 109H184V107H183ZM187 109V108H186ZM25 110V109H24ZM30 110H29V112H30ZM105 110V109H104ZM20 111V110H19ZM54 111V110H53ZM64 111V110H63ZM63 111H60V112H58L59 114H61V112H63ZM89 111V110H88ZM109 111V110H108ZM115 111V110H114ZM172 111V112H171ZM18 112V111H17ZM44 112V111H43ZM46 112V111H45ZM55 112V111H54ZM67 112V111H66ZM123 112V111H122ZM123 112V113H124ZM150 113V111H147V114L148 115H150L149 113ZM188 112V111H187ZM25 113V112H24ZM40 113V112H39ZM42 113V112H41ZM58 113H56L55 115H57ZM64 113V112H63ZM118 113V112H117ZM118 114V115H121L120 117H118V118H116L115 120H114V122L116 121V123H114L115 124V127H116V129L115 130H117V132L114 130V128L115 127H113V129L112 130H114V132H115V136H113V137H111V136H105V137H99V136H97V137H99V138H96L95 140H96V143H95V141H94V143H92L91 142V144H90V142H88V138L87 139H85V138H83V140H80V143H77L76 145H77V151H75L74 150V148H73V150L75 151V153L73 152V151H71V149H69L70 151L69 152H71V153H73V154H75V155H70L71 153H69L68 154V152L66 153V152H64L66 149L65 148H71V147H68L69 146V142L67 143V144H62V143H66L65 141L64 142H62L61 143V141H60V143H61V145H59V144H57L58 142H59V140H56V141H58V142H56V141H49V143L51 142V143H54V142H56L55 144L57 145V146H53L51 143V145L49 144V146L48 145H46L47 144V142H46V146H47V150L46 149H44V151L45 152H47V153H49L48 152V150L49 151H51V153H53L52 151H53V149L52 150H50L51 148H55L54 149V151L55 150H58V149H61V151H62V149H64V151H62V152H64V153H66V154H63V155H70V158L67 160L65 157L64 158H61L59 155H60V152H57V153H59V154H57V153H54V154H56V155H58L59 156V158H61L56 164H55V162L54 161H56V160H54L53 159V163H52V159H49V158H51V157H49L48 158V154L46 155V154H44L45 156H47V159L48 160H50V161H48L47 159V163L45 162V165H47L48 163V165L47 166H45L44 164V167H46V169L45 168H42L43 170H38V171H36L35 170V174L36 175H39L38 176V178L40 177V178H42V179H35V174H34V176H32V178H31V180H32V182H30L31 180L30 179H28V180H26V179H21V177H19V180L16 182L17 183V186L18 187H20L22 190H24L25 191V189H23L24 187V185H26V184H29L27 187H29V186H32V187H35L36 189H38L40 192L38 193V194H36V196H37V198L39 197H50V196H52L54 193L56 194V193H60V195L62 194L61 192L63 191L64 193V195L65 196H68L67 195V193L68 192H70L71 194L74 192L75 193V189H76V187L77 186H79V183H80V177L79 176H81V175H83V174H85V173H83V170H84V166L85 165H91V163L94 161H96V160H99V159H101L102 157H104V155L106 156L107 154H109L110 156H112V157H114V159H115V161H118L117 162V164L120 162V163H122L121 161H123L124 163H129V161H126V160H130V161H141V162H145L146 163V156H145V153H146V151H145V153H144V149L142 148H140L141 146H143L144 148H147L148 149V147L149 146H147V147H145V144H144V142L142 143L143 145H139L140 143H138V145L140 146H138V145H136L135 147H137V149L136 148H134V146H133V144H136V142L135 143H133V140H137V142H138V138H131V136H135V135H142L143 134V138H145V136H146V139H147V136H151V134L152 133H154V132H152L150 135H148L147 134V132H148V129H150L151 127H153L155 124L157 125H159V123L161 122L160 120H159V118L158 119H156L155 117H156V115H155V117H152V118H148L147 116H146V114H145V117H143V116H140V117H142V118H140V117H137L136 119H138V120H136L137 121V123L135 122V118L132 116H126V115H124V114ZM139 113H137V114H139ZM145 113V112H144ZM144 113H141L142 115L144 114ZM153 113V114H154ZM160 113V114H159ZM11 114V113H10ZM23 113L21 112V115H22ZM30 114H31V112H30ZM66 114V113H65ZM85 115H86V113H84ZM126 114V113H125ZM140 114V115H141ZM178 114V113H177ZM180 115H182L181 113H179ZM6 115V114H5ZM28 115H29V113H28ZM36 115H38V113L36 114ZM43 115H45V114H43ZM71 115V114H70ZM77 115H80V114H77ZM103 115V114H102ZM163 116V114H162V116L163 117H167V116ZM202 115V114H201ZM40 116V115H39ZM53 116V115H52ZM62 116V115H61ZM65 116V115H64ZM84 116V115H83ZM87 116V115H86ZM95 116V115H94ZM137 116H139V115H137ZM161 116V117H162ZM20 117V116H19ZM42 117V116H41ZM71 117V116H70ZM70 117L67 119V121L70 119ZM73 117V116H72ZM71 117V118H72ZM136 117V116H135ZM160 117V118H161ZM39 118V117H38ZM51 118V117H50ZM67 118V116L64 118V119H66ZM84 118V117H83ZM98 117L96 116V120L94 119L93 120V118L91 119L90 117L88 118V120H90V124H92L93 125V123H94V130H99V129H102V130H104L105 129V125H102L101 123H98L97 122V120H100L99 118L97 119ZM155 118V119H154ZM4 119V118H3ZM11 119V118H10ZM15 119V118H14ZM54 119V118H53ZM52 119V120H53ZM56 117H55V122H56ZM86 119V118H85ZM164 119V118H163ZM168 119V118H167ZM166 119V120H167ZM26 120V119H25ZM29 120V119H28ZM62 120V119H61ZM60 120V121H61ZM91 120H93L94 122H91ZM109 120V119H108ZM166 120H162V121H164V122H166ZM170 120V119H169ZM16 121V120H15ZM42 121V120H41ZM54 121V120H53ZM66 121V120H65ZM102 121V120H101ZM160 121V122H159ZM72 122V121H71ZM103 122V121H102ZM107 122V121H106ZM157 122H159V123H157ZM164 122H162L163 124H166V123H164ZM170 122V121H169ZM169 122H167L168 124H169ZM175 122V121H174ZM73 123V122H72ZM80 123V122H79ZM79 123H76V124H79ZM88 123V122H87ZM137 125H136V124ZM47 124H49V123H47ZM62 124V123H61ZM69 124V123H68ZM81 124V123H80ZM100 124L102 125V127L100 126ZM103 124H105V123H103ZM162 124V125H163ZM168 124L166 125V127H169L168 126ZM245 124V123H244ZM75 125V124H74ZM87 125V124H86ZM91 125V126H92ZM171 125H172V123H171ZM171 125H170V127H171ZM177 125V124H176ZM70 126L72 127V125H71V123H70ZM105 126V127H104ZM111 126V125H110ZM112 126H114L113 124H112ZM151 126V127H150ZM178 126V125H177ZM60 127V126H59ZM80 127V126H79ZM88 127H90V126H88ZM104 127V128H103ZM108 127V126H107ZM107 127H106V129H107ZM157 127H159L160 129H162V128H165V126L163 127L162 126V128H161V126H157ZM181 127V126H180ZM67 128H68V126H67ZM154 128V127H153ZM153 128H152V131H153ZM158 128V129H159ZM175 128V127H174ZM189 128V127H188ZM187 128V129H188ZM39 129V128H38ZM76 129V128H75ZM92 129V128H91ZM109 129H110V127H109ZM108 129V130H109ZM136 129V130H135ZM159 129V131H162V130H160ZM171 129H173V127L171 128ZM170 129V131H172ZM81 129H79V131H80ZM83 131H84V129H82ZM88 130V129H87ZM93 130V131H94ZM134 130H135V132H134ZM154 130H155V128H154ZM157 130V129H156ZM165 130V131H164ZM163 131L164 132H166V133H164V132H162L164 135H167V133H169V134H173V131L174 130H176V129H174L172 132H170L169 131V128L167 129L168 131H166V128L164 129ZM177 130H178V128H177ZM183 130V129H182ZM58 131V130H57ZM149 131H151V129L149 130ZM181 131V130H180ZM179 131V132H180ZM51 132V131H50ZM62 132V131H61ZM77 132H78V130H77ZM156 132V131H155ZM177 133H179L178 131H176ZM260 132V131H259ZM49 133V132H48ZM59 133V132H58ZM84 133V132H83ZM85 133H86V131H85ZM89 133V132H88ZM96 133V132H95ZM116 133H117V135H116ZM133 133H134V135H133ZM175 133V132H174ZM188 133V132H187ZM243 133V132H242ZM47 134V133H46ZM45 134V135H46ZM52 134V133H51ZM74 134H75V132H74ZM80 134H82L81 132H80ZM90 134V133H89ZM107 134H108V132H107ZM147 134V135H146ZM156 134V133H155ZM155 134L153 135L154 137H155ZM185 134V133H184ZM245 134V133H244ZM58 135V134H57ZM84 135V134H83ZM91 135V134H90ZM159 135V134H158ZM164 135L162 136L163 138H164ZM174 135V134H173ZM71 136V135H70ZM72 136H74V135H72ZM160 136V135H159ZM171 136V135H170ZM170 136H169V138H170ZM41 137V136H40ZM86 137V136H85ZM96 137V136H95ZM136 137V136H135ZM139 137V136H138ZM141 138H142V136H140ZM180 137V136H179ZM189 137V136H188ZM79 138H81V137H79ZM132 140H131V139ZM141 138H139V140L141 139ZM152 138V137H151ZM173 138V137H172ZM171 138V139H172ZM174 138H175V135H174ZM183 138V137H182ZM246 138V137H245ZM50 139V138H49ZM62 139V138H61ZM145 139V140H146ZM155 141H157L155 138H153ZM160 139V138H159ZM162 139V138H161ZM168 139V138H167ZM180 139V138H179ZM247 139V138H246ZM6 140V139H5ZM66 140V139H65ZM68 140V139H67ZM153 140V141H154ZM164 140V139H163ZM169 140V139H168ZM174 140L175 139H173V143H174ZM0 141H2V140H0ZM46 141V140H45ZM72 141V140H71ZM91 141V140H90ZM143 141V140H142ZM147 141H149L150 143H152V140L150 141V138H149V140H146L145 142H147ZM160 141H162V140H160ZM164 141H166V143H164V144H162V145H164V146H162L161 144V146L165 149V144H167V140H166V138H165V140ZM6 142V141H5ZM140 142V141H139ZM260 142V141H259ZM7 143V142H6ZM41 143V142H40ZM75 143V142H74ZM74 143L72 142V144L74 145ZM155 143V142H154ZM160 143H162V142H160ZM169 143H171L170 141H169ZM168 143V144H169ZM175 143H176V140H175ZM175 143H174V145H175ZM178 143V142H177ZM176 143V144H177ZM181 143H182V141H181ZM186 143V142H185ZM251 143V142H250ZM253 143V142H252ZM8 144V143H7ZM11 144V143H10ZM15 144V143H14ZM72 144H70V145H72ZM189 144V143H188ZM255 144V143H254ZM9 145V144H8ZM8 145H6V144H4L3 143V145L0 147V152H7V151H12L13 150V148H15V147H8ZM12 145V144H11ZM149 145V144H148ZM158 145V144H157ZM170 145V144H169ZM179 145V144H178ZM183 145V144H182ZM16 146V145H15ZM18 146V145H17ZM152 146V145H151ZM159 146V145H158ZM157 146V147H158ZM171 146V145H170ZM170 146H168V148L171 150V148L172 147H174V146H172L171 148H170ZM6 147H8V148H6ZM73 147V146H72ZM160 147V146H159ZM167 147V146H166ZM179 147V146H178ZM182 147H184V146H182ZM186 147V146H185ZM190 147V146H189ZM163 148H162V150H163ZM168 148H166V150H168ZM175 148H176V146H175ZM42 149V148H41ZM109 149H113L112 151H113V154H111V152L112 151H110L109 153H106ZM146 149V150H147ZM152 149V148H151ZM150 148L147 150V151H149V150H151ZM177 150L179 149L180 150V148H176ZM194 149V148H193ZM68 150V149H67ZM157 150V152L158 151H160L159 153L161 154V155H164L165 154V152L162 154V152L163 151H166V150H163L162 152H161V149H159L158 150V148L156 149ZM156 150H154V151H156ZM169 150V151H170ZM192 150V149H191ZM10 151V152H11ZM14 152L16 151V149H14L13 150ZM12 151V152H13ZM17 151H19V150H17ZM181 151V150H180ZM179 151V152H180ZM186 151V150H185ZM198 151V150H197ZM9 152V153H10ZM33 152V151H32ZM151 151H149L148 152V154H147V156L149 155V153H150ZM153 152V151H152ZM157 152H155L156 153V155H159L160 156V154H158ZM171 152V151H170ZM5 153H3L4 155H5ZM8 153V152H7ZM8 153V154H9ZM34 153V152H33ZM26 154V153H25ZM41 154H43V153H41ZM50 154V153H49ZM121 154L123 155V154H128L127 155V157L126 156H124L123 158H120L121 157ZM168 154H170V153H168ZM171 154H172V152H171ZM170 154V155H171ZM174 154V153H173ZM178 154V153H177ZM182 154V153H181ZM180 154V155H181ZM0 155H1V153H0ZM4 155H2L1 157H3ZM15 155H16V153H15ZM14 155V156H15ZM24 155V154H23ZM52 155V154H51ZM120 155V156H119ZM130 155V156H129ZM150 155H152L151 153H150ZM169 155V156H170ZM179 155V156H180ZM7 156V155H6ZM17 156V155H16ZM19 156V155H18ZM17 156V157H18ZM39 156V155H38ZM44 156V157H45ZM165 156V155H164ZM163 156V157H164ZM173 156V155H172ZM27 157V156H26ZM41 157V156H40ZM43 157V156H42ZM54 158H55V155L53 156ZM154 157V156H153ZM152 157V158H153ZM158 157V156H157ZM161 157V156H160ZM160 157H158V158H160ZM5 158V157H4ZM7 158V157H6ZM19 158H20V156H19ZM38 158V157H37ZM46 158V157H45ZM45 158H43L44 159V161H45ZM57 158V160L59 159L58 157H56ZM55 158V159H56ZM150 158V157H149ZM166 158V157H165ZM164 158V159H165ZM170 158V157H169ZM172 158H175V157H172ZM1 159V158H0ZM14 159H16L15 157H14ZM25 158H23V160H24ZM30 159V158H29ZM66 159V160H65ZM116 159H118V160H116ZM160 159H162V158H160ZM163 159V160H164ZM186 159V158H185ZM8 160V159H7ZM146 160V161H145ZM151 160V159H150ZM154 160V159H153ZM157 160V159H156ZM162 160V161H163ZM167 160H168V158H167ZM166 160V161H167ZM170 160V159H169ZM173 160V159H172ZM177 160V159H176ZM6 161V160H5ZM19 161V160H18ZM38 161V160H37ZM136 161V162H137ZM189 161V160H188ZM8 162H9V160H8ZM11 163L13 162V161H10ZM9 162V163H10ZM25 162V161H24ZM27 162V161H26ZM90 162V164H88ZM138 162V163H139ZM158 162V161H157ZM173 162V161H172ZM177 162V161H176ZM3 163H5V162H3ZM7 163V162H6ZM6 163H5V167H6ZM10 163V164H11ZM39 163V162H38ZM41 163V162H40ZM50 163H52V164H50ZM116 163V162H115ZM115 163H113V164H115ZM123 163V164H124ZM145 163H144V166L146 167V165H145ZM175 163V162H174ZM17 164V163H16ZM19 164V163H18ZM20 164H21V162H20ZM19 164V165H20ZM28 164V163H27ZM26 164V165H27ZM37 164V163H36ZM54 164V171L55 172H57V171H61V172H63L62 173V176L60 175V178H57V179H53V177L54 176H51V172H48V171H50L51 169V166ZM57 164H58V166H57ZM93 164V163H92ZM129 164H131V163H129ZM2 165H4V164H2ZM2 165H1V167H2ZM22 165V164H21ZM20 165V166H21ZM30 165V164H29ZM39 165V164H38ZM56 165V166H55ZM118 165H120V164H118ZM122 165V164H121ZM128 165V164H127ZM140 165V164H139ZM152 166H153V164H151ZM159 165V164H158ZM162 165V164H161ZM168 165V164H167ZM197 165V164H196ZM9 166V165H8ZM19 166V167H20ZM23 166V165H22ZM24 166H25V163H24ZM42 166V165H41ZM91 166H93V165H91ZM112 166V165H111ZM125 166V165H124ZM148 166V165H147ZM155 166H157V165H155ZM178 166V165H177ZM18 167V168H19ZM38 167V166H37ZM36 167V168H37ZM56 167H57V169L59 168V170H57L56 169ZM87 167V166H86ZM85 167V168H86ZM119 168H120V166H118ZM128 167H131V166H127L126 168L129 170V169H132V167L131 168H128ZM158 167V166H157ZM21 168V167H20ZM40 168V167H39ZM38 168V169H39ZM119 168L117 169L116 168V170H114V168H113V170L116 172V174L118 173V171L117 170H119ZM122 168H124V167H122ZM121 168V169H122ZM126 168L124 169L125 171H126ZM141 168V167H140ZM192 168V167H191ZM4 169V168H3ZM6 169H7V167H6ZM10 169V168H9ZM24 169H26V167L24 168L23 167V169L21 168V170H23L24 171ZM29 169V168H28ZM106 169V168H105ZM120 169V170H121ZM133 169H134V167H133ZM151 169V168H150ZM11 170H12V168H11ZM32 170H34V169H32ZM85 170H87V168L85 169ZM96 170H98V171H100L99 169H96L95 168V170H94V172H96ZM127 170V171H128ZM176 170V169H175ZM174 170V171H175ZM6 171V170H5ZM23 171H21L20 172V174L21 173H23ZM97 171V172H98ZM103 171V170H102ZM125 171L123 172L124 174H126L127 173V171H126V173H125ZM132 171H134V170H132ZM149 171V170H148ZM154 171V170H153ZM168 171V170H167ZM191 171V170H190ZM189 171V172H190ZM25 172V171H24ZM96 172V173H97ZM130 172V170L128 171V174H130L129 173ZM137 172V171H136ZM151 172V171H150ZM149 172V173H150ZM162 172V171H161ZM160 172V173H161ZM5 174L7 173V172H4ZM3 173V174H4ZM100 173V172H99ZM104 173V172H103ZM114 173V172H113ZM138 173V172H137ZM136 173V174H137ZM154 173V172H153ZM152 173V174H153ZM160 173H159V175H160ZM28 174V173H27ZM31 174H32V171H31ZM30 174V175H31ZM95 174V173H94ZM106 174H107V172H106ZM111 174V173H110ZM123 174V175H124ZM133 174H134V172H133ZM135 174V175H136ZM190 174V173H189ZM14 175V174H13ZM51 177H50V176ZM114 175H115V173H114ZM117 175H119V174H117ZM116 175V176H117ZM127 175V174H126ZM170 175V174H169ZM176 175V174H175ZM236 175V174H235ZM235 175H234V177H235ZM21 176V175H20ZM84 176V175H83ZM82 176V177H83ZM86 176V175H85ZM115 176V177H116ZM121 176H122V174L119 176L120 178H121ZM138 176V175H137ZM148 176V175H147ZM194 176V175H193ZM7 177V176H6ZM37 177V176H36ZM88 177V176H87ZM87 177H85V178H87ZM103 177V176H102ZM101 177V179H100V176L98 177V179L99 180H97V181H99L100 182V180H102L103 181V179H105L106 177H104V178H102ZM154 177V176H153ZM156 177V176H155ZM164 177V176H163ZM204 177V176H203ZM234 177H232L234 180H235V178ZM23 178H25V177H23ZM33 178H34V180H33ZM50 178H52V179H50ZM80 178V179H79ZM95 178H97V176L95 177ZM112 178V177H111ZM129 179V178H128ZM136 179V178H135ZM140 179V178H139ZM167 179V178H166ZM231 179V178H230ZM2 180V178L0 179V181ZM9 180V179H8ZM30 180V181H29ZM37 180V181H36ZM113 180V179H112ZM115 180H117L118 181V184H120L121 183V185L120 186H123L122 185V181L120 182L119 181V179H117V177L115 178ZM121 180V179H120ZM123 180H126V179H123ZM172 180V179H171ZM226 180V179H225ZM3 181H7V180H3ZM3 181H1L0 182V184L3 182ZM105 182V186L101 183V185H103L104 187H105V189H101V188H99L98 187V184H97V182H96V179L94 180V178H89L88 179V181H87V189H88V193L90 194V196L91 197H89V198H86V197H83L82 195L85 193H82V195H80V193H76V196L77 197H72L71 196V194H69L71 197H70V200H71V198H72V200L71 201H67L66 202V200L65 201H63V199H61V203L59 202V201H56V202H58V203H60V211H62L64 214H66V215H70V214H73V215H75V214H77L78 216H77V218H76V220L75 221H77V223L76 224H78L79 222H81V223H79L78 225L81 227L82 226V224H83V222L85 221V219H87L86 218V216L89 218H91V219H93L94 218V220L96 219V218H98L99 219V216H100V212H98L99 210H103V208H105L104 206H106L107 207V205H104L105 204V201L104 202H102L103 200H106V201H109L110 199L112 200L113 198H115V187H117V186H115L116 184H113V183H111V182H107L108 180H104ZM233 181V180H232ZM231 181V182H232ZM236 181L237 182H241L242 180H241V178L240 179H236ZM8 182V181H7ZM10 182V181H9ZM37 182H39V183H37ZM120 182V183H119ZM130 181H128V183H129ZM140 182V181H139ZM149 182V181H148ZM163 182V181H162ZM198 182V181H197ZM202 182V181H201ZM228 182V181H227ZM3 183H5L6 184V182H3ZM2 183V186H5L4 184ZM151 184H152V182H150ZM157 183V182H156ZM164 183V182H163ZM166 183V182H165ZM170 183V182H169ZM203 184V183H202ZM11 185V184H10ZM38 185V186H37ZM82 185V184H81ZM101 185H100V187H101ZM129 185V184H128ZM147 185H148V183H147ZM173 185V184H172ZM197 185V184H196ZM198 185H200V184H198ZM6 186L8 187L9 185H7L6 184ZM11 186H13V185H11ZM26 186H25V188H26ZM132 186V185H131ZM143 186V185H142ZM150 186V185H149ZM128 187V186H127ZM152 187V186H151ZM185 187V186H184ZM200 187H201V185H200ZM11 188H15V187H11ZM10 187L8 188L9 189V192L12 190ZM34 188V189H35ZM80 188V187H79ZM118 188V187H117ZM122 188H124V187H122ZM132 188V187H131ZM155 188V187H154ZM0 189H3V187L1 188L0 187ZM4 189H6V188H4ZM35 189V190H36ZM78 189V188H77ZM86 189V188H85ZM119 189V188H118ZM117 189V190H118ZM130 189V188H129ZM133 189V188H132ZM142 189H143V187H142ZM148 189V188H147ZM14 190H16V188L14 189ZM14 190L12 191V193H14L15 194V192H17V191H15L14 192ZM21 190V191H22ZM37 190V191H38ZM156 190V189H155ZM159 190V189H158ZM198 190V189H197ZM26 191H28V190H26ZM25 191V192H26ZM77 191H79V189L77 190ZM131 191V190H130ZM0 192H2L1 190H0ZM29 192V191H28ZM27 192V193H28ZM36 192V191H35ZM80 192V191H79ZM161 192V191H160ZM8 193V192H7ZM6 193V194H7ZM123 193H124V190H123ZM164 193V192H163ZM17 194V193H16ZM34 194V195H35ZM42 194V195H41ZM131 194L133 195V193L131 192ZM1 195V194H0ZM8 195H10V194H8ZM12 195V194H11ZM11 195H10V197H11ZM20 195V194H19ZM27 195V194H26ZM57 195V194H56ZM120 195H122L121 193H120ZM59 195H57V197H58ZM62 196V195H61ZM126 196V195H125ZM159 196V195H158ZM13 197H15V198H13ZM13 199L11 198L10 199V201H9V199L8 198H5V199H7V201H9V202H11V203H13V205L14 206H18V208L20 209L22 206H23V203H24V201L22 200L23 198L22 197H20V196H15V195H13ZM28 197H31V195L29 196L28 195ZM33 197V196H32ZM32 197H31V199H32ZM53 197H55V195L53 196ZM60 197V196H59ZM58 197V198H59ZM123 197V196H122ZM22 198V199H21ZM25 198H27L26 196L24 197V199ZM62 198V197H61ZM67 198H69V197H67ZM128 198V197H127ZM196 198V197H195ZM0 199H1V196H0ZM4 199V201H6ZM21 199V200H20ZM30 199V200H31ZM54 199V198H53ZM109 199V200H108ZM156 199H157V197H156ZM12 200V201H11ZM19 200L20 201H23V203L22 202H19ZM27 200H29V199H27ZM33 200V199H32ZM32 200L31 201H28V204L26 203L27 201H26V199H25V203H24V206L23 207H26L27 206V208L28 207H30V208H28L29 209V211L26 209V211H25V213H24V215H26V217L27 216H29V217H27L26 218V220L28 219V220H31V221H29L30 223L31 222H33L32 224H34V225H36L35 223L37 222H39V224L41 223V222H46V221H58L59 219H57L56 217H57V213H56V208H52V207H54L55 205H58L59 206V204H55V201L53 200V202H54V204L55 205H52V207H48L49 205H50V203H48V201H47V198H46V201H47V205L45 204V202H44V204L47 206H45L44 204V207H45V209H39V207L41 208L43 205H42V203H43V200L41 201L42 203H40V204H37L38 206H36V204H35V202H34V204H33V202H32ZM49 200V199H48ZM110 200V201H111ZM206 200V199H205ZM7 201H6V203H7ZM119 201V200H118ZM170 201V200H169ZM204 201V200H203ZM49 202H51V200L49 201ZM53 202H52V204H53ZM64 202V203H63ZM66 202V203H65ZM113 202V201H112ZM111 202V203H112ZM122 202H124V201H122ZM122 202H120L121 204H122ZM126 202V201H125ZM1 204H0V207H5V206H3V204H2V201L0 202ZM10 203V204H11ZM22 203V205H19V204H21ZM110 203V202H109ZM102 204L104 205L103 206V208H102ZM119 204V203H118ZM124 204V203H123ZM212 204V203H211ZM171 205V204H170ZM20 206V207H19ZM141 206V205H140ZM217 206V205H216ZM10 207V206H9ZM12 207V206H11ZM16 207H14V208H16ZM22 207V208H23ZM38 207V209H39V211L38 210H36V208ZM128 207V206H127ZM206 207V206H205ZM6 208H7V206H6ZM22 208H21V210H22ZM32 208V209H31ZM46 208L48 209V208H51V210H52V212H51V210L49 209V210H47V212L45 213V212H43L44 210H46ZM108 208V207H107ZM122 208V207H121ZM126 208V207H125ZM124 208V209H125ZM34 209V210H33ZM53 209H54V211H53ZM58 209V208H57ZM154 209V208H153ZM23 210H22V212H23ZM32 211V214H30L31 213V211ZM41 210H42V213H41ZM105 210V209H104ZM103 210V211H104ZM28 211V212H27ZM37 211H38V213H37ZM107 211V210H106ZM16 212V211H15ZM21 212V211H20ZM21 212V213H22ZM36 212V213H35ZM53 212H55V214L53 213ZM121 212H123V211H121ZM166 212V211H165ZM19 213V212H18ZM27 213H29L28 215H27ZM34 213V214H33ZM39 213H41V214H39ZM48 213H53L52 214V216H55V218L54 217H52V216H50L51 214H49V217H47V216H45V215H47ZM102 213V212H101ZM128 212H126V214H127ZM23 214V213H22ZM39 214V215H38ZM42 214H44V215H42ZM80 214H83V215H86V216H82V215H80ZM103 214V213H102ZM125 213H124V215H126ZM131 214V213H130ZM152 214V213H151ZM23 215V216H24ZM153 215H156V214H154L153 213ZM159 215V214H158ZM225 215V214H224ZM11 216V215H10ZM44 216V217H43ZM104 216V215H103ZM127 216V215H126ZM130 216V215H129ZM51 217V218H50ZM65 217H67V216H65ZM131 217H132V214H131ZM155 217V216H154ZM159 217H161V216H159ZM29 218H31V219H29ZM89 218V219H90ZM101 218V217H100ZM72 219V218H71ZM91 219H90V221H91ZM33 220V221H32ZM73 220V219H72ZM88 220V219H87ZM125 220V219H124ZM24 221V220H23ZM41 221V222H40ZM87 222V221H86ZM88 222H89V220H88ZM87 222V223H88ZM140 222V221H139ZM60 223V222H59ZM20 224V223H19ZM42 224V223H41ZM54 224H56L55 222H54ZM21 225V224H20ZM25 225V224H24ZM61 225H62V223H61ZM77 226V225H76ZM75 226V227H76ZM79 226H78V230H80L79 229ZM25 227V226H24ZM51 227V226H50ZM209 227V226H208ZM27 229H29V233L30 234H28V232L26 231V229L25 228H21V230H19V232H21V234L23 235V232H27V234H28V236H30V237H32V236H34V235H36L35 233H36V231H38V230H36V229H32V228H34V227H26ZM30 228H31V230H30ZM44 228V227H43ZM63 228H65V227H63ZM71 228V227H70ZM82 229L84 228H86V227H81ZM76 229H77V227H76ZM46 230V229H45ZM64 230H66V228L64 229ZM71 230V229H70ZM15 230L10 226V225H6V224H3L1 221H0V244L1 243H4V247H5V249L7 250H9L10 248H12V244H14L15 242L16 243H18V241L19 240H21V242H23L24 241V239H23V237H21V239L20 238H17V235L16 234H14V235H16V237L13 235V233L12 232H14ZM16 231H18V230H16ZM16 231H15V233H16ZM116 231V230H115ZM26 232H25V235H27L26 234ZM66 232V231H65ZM70 232V231H69ZM83 232V231H82ZM90 232V231H89ZM98 232V231H97ZM86 234V233H85ZM91 234V233H90ZM107 234V233H106ZM117 234V233H116ZM115 234V232H110V233H108L106 236H105V234H104V237H106V238H103V240L106 242V244L108 245L107 247H109L110 245H115V246H117V247H119L120 249H122V251H123V249L125 250V249H127V251L129 250H132L133 248H132V246L134 245H132L131 244V242H129L130 240H124V238L122 239L121 237H122V235H120V236H118V235H116ZM22 235H20V236H22ZM89 234H87V236H88ZM28 236H27V239H28ZM81 236H82V234H81ZM90 236V235H89ZM129 236V235H128ZM16 238V240H15V238ZM19 237V236H18ZM79 237V236H78ZM91 237V236H90ZM123 237H124V235H123ZM126 237H127V235H126ZM137 237H139V236H137ZM33 238V237H32ZM39 238V237H38ZM49 238V237H48ZM68 238H70V237H68ZM93 238V237H92ZM144 238H146V237H144ZM19 239V240H18ZM62 239V238H61ZM75 239V238H74ZM78 239H81V238H78ZM136 239V238H135ZM147 239V238H146ZM14 240H15V242H14ZM18 240V241H17ZM68 240H71V242H73L72 241V239H68ZM67 240V241H68ZM83 240H85V239H83ZM133 240V239H132ZM131 240V241H132ZM26 241L27 240H25L24 242L26 243ZM29 241V240H28ZM64 241V242H66V243H69L70 244V241ZM92 241V240H91ZM99 241L101 242V240H98L97 242V244H99ZM135 241V240H134ZM5 242H6V244H5ZM20 242V241H19ZM60 242V241H59ZM76 242L78 243V241L76 240ZM80 242V241H79ZM95 242V241H94ZM137 242H139V244H141V243H145V244H151L152 245V243H154L152 240H141V238L139 237V239H137ZM75 243V242H74ZM73 243V246L74 245H76L75 247H80L79 248V250L80 249H83V247H82V245L83 244H81V246H78V244H74ZM82 243H85V242H83L82 241ZM103 243V242H102ZM80 244V243H79ZM96 244V243H95ZM105 244V245H106ZM3 245V244H2ZM15 245H17V244H14L13 246V250H14V248H15ZM49 245V244H48ZM60 245V244H59ZM85 245H86V243H85ZM94 245V244H93ZM93 245H91V247L93 246ZM99 245H102V244H99ZM135 245H138V244H135ZM157 245V244H156ZM66 246V245H65ZM65 246H63V247H65ZM69 245H67L66 246V250L67 251H69L70 252V250L72 249L71 247V244H70V246L68 247ZM87 246L88 247H85V248H87L88 249V252H84V253H78L77 254V249L76 250H73V251H76V258H74V259H76V260H74L73 259V263L72 264H75V263H77V261H81V262H83V261H85V257L87 256V255H89L90 253H89V249L91 248H89V244L87 243ZM165 246V245H164ZM169 246V245H168ZM168 246H165L163 249H168V251H170L171 249H169V247ZM20 247V246H19ZM95 248H97V245L96 246H94ZM94 247L93 248H91V250H93L94 249ZM99 247V246H98ZM168 247V248H167ZM70 248V249H69ZM102 248V247H101ZM140 248V247H139ZM1 249V248H0ZM2 249L3 250H0L1 252H3L5 249L2 247ZM18 249V248H17ZM20 249V248H19ZM59 249V248H58ZM65 249V248H64ZM5 250V251H6ZM55 250V249H54ZM78 250V251H79ZM98 249H96V251H97ZM109 250V249H108ZM117 250V249H116ZM25 251V250H24ZM22 251L23 253H25V252H27V251ZM85 251H86V249H85ZM93 251H95V249L93 250ZM159 251V250H158ZM8 252H10V250L8 251ZM14 252H15V250H14ZM14 252L12 251V253L14 254ZM49 252V251H48ZM136 252V251H135ZM141 252H142V250H141ZM5 253V252H4ZM6 253H7V251H6ZM17 253V252H16ZM43 253V255H44V252H42ZM46 253V252H45ZM62 253V252H61ZM93 253H95V252H93ZM92 253V254H93ZM97 254V256H98V254L100 253V250H99V252L97 251L96 252ZM30 254H32V252L30 253ZM48 253H46V255H44V256H42L41 254H39L38 255V252L36 253H33L31 256H32V258L36 261V263L38 262L39 264H68V259L66 260V258H61V257H58V255L57 256H55V255H51V253H50V255L48 254ZM54 254V253H53ZM101 254V253H100ZM99 254V255H100ZM126 254H127V252H126ZM128 254H130L129 252H128ZM133 254H134V249H133ZM0 255H1V253H0ZM4 255V254H3ZM16 255V254H15ZM41 255V256H40ZM72 255V254H71ZM74 255V254H73ZM91 255V254H90ZM95 255V256H96ZM131 255H132V253H131ZM5 257L7 256V255H4ZM30 256V257H31ZM94 255H92V257H93V259H94V257H95ZM133 256V255H132ZM258 256V255H257ZM1 257H3V256H1ZM12 257V256H11ZM68 257V256H67ZM261 257V256H260ZM7 258H9L8 256H7ZM86 258H88V257H86ZM91 258V256H89V258L88 259H90ZM123 258V257H122ZM5 259V258H4ZM22 259V258H21ZM71 259V258H70ZM84 259V260H83ZM88 259H86L87 260V262H85V264H92L91 262H94V261H92L93 259H91V261L89 260L88 261ZM131 259V258H130ZM260 259H262V257L260 258ZM3 260V259H2ZM9 260V259H8ZM12 260V259H11ZM33 260V261H34ZM16 261V260H15ZM75 261V262H74ZM263 261V260H262ZM8 263H9V261H8ZM16 263V262H15ZM35 262H33V264H34ZM35 263V264H36ZM37 263V264H38ZM84 263V262H83ZM24 264V263H23ZM27 264V263H26ZM30 264V263H29ZM82 264V263H81ZM95 264V263H94ZM123 264V263H122Z\"/></svg>",
	"mask_w": 264,
	"mask_h": 264
},
{
	"label": "clouds",
	"instance_id": "clouds-1",
	"mask_svg": "<svg viewBox=\"0 0 264 264\" xmlns=\"http://www.w3.org/2000/svg\"><path fill=\"white\" fill-rule=\"evenodd\" d=\"M217 15L219 16V15H222V13H217Z\"/></svg>",
	"mask_w": 264,
	"mask_h": 264
}]
</instances>
